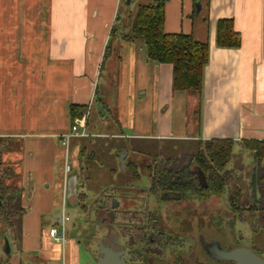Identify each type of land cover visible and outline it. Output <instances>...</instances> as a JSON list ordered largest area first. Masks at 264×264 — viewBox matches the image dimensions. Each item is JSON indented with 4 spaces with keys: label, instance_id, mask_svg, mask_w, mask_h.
<instances>
[{
    "label": "crops",
    "instance_id": "crops-1",
    "mask_svg": "<svg viewBox=\"0 0 264 264\" xmlns=\"http://www.w3.org/2000/svg\"><path fill=\"white\" fill-rule=\"evenodd\" d=\"M120 1L0 0V139L14 142L20 154L24 209L17 228H9L5 221L0 225V264H94V256L100 257L98 246L94 252L78 238L56 243L48 235L50 228H61L62 219L69 217L63 208L69 189L88 198L84 191L89 178L82 176L75 161L76 155H86L85 150L70 151L76 137L66 145L62 141L71 126L92 111L109 116L120 128L102 137L111 148L98 165L108 167L116 189L132 192L140 181L134 182L126 165L121 169L119 156L127 152L125 164L133 153L135 160L129 163L138 173V157L143 156L136 150L139 143L175 144L180 152L190 142L193 152L199 142L212 139L232 140L234 150L244 142L264 141V0L166 1L164 32L192 35L209 45L201 94L172 90V66L148 60L143 41L126 42L116 36L112 42L109 32ZM86 5L89 11L83 10ZM90 12L93 18L85 20ZM223 19L232 20L240 34L237 49L216 47L215 24ZM105 73L118 83L111 89L119 101L117 108L105 97L96 98ZM71 105L86 107V114L73 124L68 116ZM87 127L86 122L84 133ZM87 157L91 163L96 155ZM126 171L130 172L126 179L118 175ZM149 187L136 189L143 210L150 204ZM107 189L94 204L106 197L113 201ZM158 202L165 218L167 209L161 204L165 201ZM139 208L122 211L133 214ZM219 210L220 221L234 218L228 207ZM67 222L63 225L69 234Z\"/></svg>",
    "mask_w": 264,
    "mask_h": 264
},
{
    "label": "rangeland",
    "instance_id": "rangeland-1",
    "mask_svg": "<svg viewBox=\"0 0 264 264\" xmlns=\"http://www.w3.org/2000/svg\"><path fill=\"white\" fill-rule=\"evenodd\" d=\"M125 1L126 0H122V2L120 3V9L118 10L119 18L123 19L120 25H129L128 17L132 13L125 8ZM151 1L152 0H136V2L132 5L135 7L138 4H147ZM83 10L89 11L88 5L84 6ZM92 18L93 12H90V17H86L85 20H91ZM119 23L120 22H116V25H118ZM111 38L112 42L116 40V36H113ZM115 85H118V83L113 80V76L106 73L102 75L98 83L96 98L102 99L105 97L106 100H109V102L117 108L119 106V101L114 98L116 93L111 92L112 87ZM84 120L88 123L87 130L83 137L74 138L72 140L70 151H73V149H78V147H81L82 151L85 150L86 155H76L75 161L77 168H79V171L82 170V176L85 178H89V180L87 179L86 181L87 185L84 191L88 195V198L86 199L84 197L83 201L80 202V204L86 205V208L84 209H82L80 206V209L77 207V204H75V196L69 197L67 199V204H65L63 208L66 211V214L69 216L68 218H71V221L67 222L69 234L67 233L66 237L78 238L82 241V244L89 245L91 248L90 250L94 252H96L97 246L99 250V243L97 244V242H102L106 246H108V244H113V248L116 250L118 249V246L113 243L115 237L117 236L118 238V236H120L118 234L122 233V231L127 230V233L128 231H131V228H133L132 221L136 218L135 215L137 216L139 213H141L139 214L140 217L143 218L144 216L145 218V211H152L153 213L159 215V212H157L158 210L156 211L155 209H158L160 207V204H157L158 200L153 198V196L149 197L150 204L147 208H145L144 210L143 208H139L141 206L142 198L137 195L136 189L145 190L149 187L150 184V180L148 177L150 172L146 167H153L154 161L160 158H173L176 157L177 154L190 153L191 144L190 142H187L185 146H181L179 152V146L175 144H164L162 142H155L153 144L139 143V146L136 148V150L143 154V156L138 157V161L140 163L138 171L141 177L140 182L134 187V192H132L131 190L116 189L115 186L117 184L116 182H114V177L111 176L109 172H107L108 167H103L98 164L100 161L105 160V158L109 155L108 150L111 148L106 144L107 142H105L102 137L104 135L109 136L110 134L117 133L120 131V128L119 126H116L112 123V119L109 116H99L96 111L90 112L87 115V119L85 118ZM126 132L129 133L128 131ZM239 148L240 149L238 150L233 149L230 161L225 168L227 173L231 174V181L228 184V188L225 191L224 196L222 195L223 197L221 196V198L220 196H211L205 201L198 200V214L200 213L203 215H198V230H200L202 227H206V223L204 222L205 219L211 220L213 222L212 225H214L216 228H219L223 232L226 231L231 233L235 238H237V240L243 247H253L254 249H256V252H259V255L264 258V222L261 223L257 220V218L262 217L261 214L243 211L241 219L239 218V216L234 214V218L232 219V227L229 226L226 221H220L217 216L220 215V207H228L226 202L227 194L231 192V190H233L235 187L240 188L242 199L248 200L250 204H253L254 201L258 200V198L260 197L259 195H257V193H253V187L251 185L255 172L256 174H258L260 169H264V158L261 160H256V158H254V153L249 151V148L247 146L240 145ZM195 149L193 150V152L195 151ZM0 150L2 153L0 162V179H2V181L6 185L11 184L10 186L12 188L14 187L20 189V186H22L21 167L18 161L20 154L18 155L15 143L11 142L9 144L8 141L2 140L0 141ZM64 151L66 155V153H68V151L66 152V148L64 149ZM94 153L96 157L93 162L89 163L87 161V156L89 155L90 157ZM100 156H103L102 159ZM68 159V164L71 167V171L73 172L74 165L73 163H71L70 158ZM134 160L135 155L133 153H130V155L128 156V162ZM9 170L12 175L10 177L11 179L7 180V175L8 173L10 174ZM118 175H124L123 179H126L127 177H129L130 172L126 171V173L124 172L123 174ZM2 181L0 183H2ZM103 188H108L107 191H109L110 194H113L111 195V197H113V201L112 199L108 201L105 200L104 205H102L101 207L104 208V206L107 205L109 206V208H111L112 203L116 209L118 208L117 211L119 213L116 215V218H114L115 223L113 222V215L110 211L107 212L106 210L100 209L95 210L93 207L94 201L100 198L102 199V195L100 194ZM127 196H129V198H127ZM191 200L192 199L189 200L190 203L188 202L185 205L194 207V201L191 202ZM161 204L163 206L164 202H161ZM173 204L175 203L167 202V211L165 213V216H168L172 222L183 218V211L178 215H174L176 214L174 210L176 208L173 206ZM176 204L178 205V202ZM127 207H130L134 211H137L139 208L140 212L135 215L129 214V216H127V214L122 211ZM164 207L166 208V206ZM152 208L154 210H152ZM105 219H107L106 222L104 221ZM2 221L5 220L0 217V225H2ZM122 221L125 223H122ZM12 222L14 228H17L16 220L12 219ZM99 223H102V226L99 225ZM134 226H136V224H134ZM260 226H262V228H260ZM123 227L126 230L123 229ZM256 228H260L261 230V232L259 231L261 239L259 238L260 240L258 239L257 241L251 239V234L255 233ZM201 235H203L207 239L212 237L211 234L206 235L205 231H203ZM119 238L121 242L124 243L123 237L120 236ZM13 241L14 243H17L15 237L13 238ZM83 257L84 256H82V260H84Z\"/></svg>",
    "mask_w": 264,
    "mask_h": 264
},
{
    "label": "trees",
    "instance_id": "trees-1",
    "mask_svg": "<svg viewBox=\"0 0 264 264\" xmlns=\"http://www.w3.org/2000/svg\"><path fill=\"white\" fill-rule=\"evenodd\" d=\"M166 1L152 0L147 4H138L135 7L133 5L129 8L125 6L127 10L132 12L128 17L129 25H120L123 19L119 18L118 11L109 36H121L126 42L143 41L148 60L156 64L172 66V90L194 91L201 94L203 71L209 59V45L207 42L197 41L192 35L164 32ZM116 22L120 23L116 25ZM215 44L216 47L223 49L240 47L241 37L239 33L235 32L232 20H217ZM104 112L106 113L105 110ZM85 114L86 107L84 106L71 105L68 107L71 124ZM234 145L235 142L232 140L212 139L199 142L194 152L155 160L153 167H146L150 172L148 194L158 196L164 201L167 200L162 199V195L165 194L172 195L170 198L181 196L183 199L192 197L203 201L211 196H220L221 198L231 181V174L227 173L225 168L230 161ZM242 145L247 146L248 150L254 153L256 160L264 158V141H248ZM1 154L0 150V162ZM125 165L127 170L131 172L134 182H139L141 177L136 172V165L134 166L129 162H126ZM11 175V172L8 173L7 180L11 179ZM0 180L2 181V179ZM10 185H6L3 181L0 183V217L5 220L9 228L13 225L12 219L17 222L24 212L20 206L21 189L14 187L13 189ZM251 186L253 193L260 196L253 204L242 199L239 187H235L227 194L229 210L239 216L240 219L243 211L264 216V169H260L258 174L255 172ZM76 196V200L79 202H82L83 198L86 197L82 193H77ZM109 199L111 198L106 197L105 200L108 201ZM105 200L96 202L94 204L95 209L112 211L107 205L104 208L101 207ZM79 205L82 209L86 208V205L80 203ZM111 213L117 215V212ZM125 214L129 216L131 213L125 212ZM232 223L233 220L229 224L232 226Z\"/></svg>",
    "mask_w": 264,
    "mask_h": 264
},
{
    "label": "flooded vegetation",
    "instance_id": "flooded-vegetation-1",
    "mask_svg": "<svg viewBox=\"0 0 264 264\" xmlns=\"http://www.w3.org/2000/svg\"><path fill=\"white\" fill-rule=\"evenodd\" d=\"M153 198L160 199L158 196H153ZM163 199H167L164 204L166 209L167 202L175 203L173 204L176 208L174 209L176 212L174 215H178L183 211V218L172 222L168 216L164 218L160 207L155 209L156 211L158 210L159 215L152 211H145L146 217L144 218L143 216L142 218L139 215L141 214L139 213L140 211L133 213L132 215L139 214L135 215L136 218L132 221L133 228H131V231L127 233V230L123 227L126 231L118 234L124 240V243H122L120 236H118V242L121 246L120 250L123 253L122 257L126 264H236L234 261H218L210 257V247L212 244L218 243L217 240L222 244L224 243V248H228V250L251 249L257 256H260L259 252H256L253 247H243L239 241L235 242V238L231 233L226 234L227 232L216 228L212 225L213 222L211 220L205 219L206 227L204 226L205 228L202 227L198 230V215L203 216L200 213L198 214V198L188 197L183 199L181 196H175V198L173 196L172 198ZM190 199H192L191 202L194 201V207L185 205ZM177 202L178 205L176 204ZM111 210L110 212L114 211L118 214V209L113 205H111ZM152 210L154 209L152 208ZM112 215L114 222L116 214L112 213ZM263 217L262 215L257 220L262 223L264 222ZM104 221L106 222L107 219ZM230 221L228 220V224ZM122 223L125 222L122 221ZM229 226L231 225L229 224ZM260 228H256L255 233L251 234V239L255 241L259 238L261 239ZM203 231L206 232V235L211 234L212 237L207 239L201 235Z\"/></svg>",
    "mask_w": 264,
    "mask_h": 264
},
{
    "label": "water",
    "instance_id": "water-1",
    "mask_svg": "<svg viewBox=\"0 0 264 264\" xmlns=\"http://www.w3.org/2000/svg\"><path fill=\"white\" fill-rule=\"evenodd\" d=\"M135 1L136 0H126L125 6L129 8ZM126 156L127 152H123V154L119 156L121 169L125 168L124 162ZM71 190L69 189L68 198L77 195ZM165 195L166 197H170V194ZM112 209L114 208L112 207ZM113 243L118 246V249H116L117 251L113 248V244L106 246L102 242H99L100 257L95 258L94 264H126L122 257L123 253L120 250L121 246L118 242V238L115 237ZM5 250L6 253L9 254L10 248L7 239H5ZM210 257L218 261H234L236 264H264V260L258 257L251 249L240 248L225 250L221 248L218 243H214L210 247Z\"/></svg>",
    "mask_w": 264,
    "mask_h": 264
},
{
    "label": "built area",
    "instance_id": "built-area-1",
    "mask_svg": "<svg viewBox=\"0 0 264 264\" xmlns=\"http://www.w3.org/2000/svg\"><path fill=\"white\" fill-rule=\"evenodd\" d=\"M85 126H86V122H85L84 119L77 121L76 124L71 126L69 133L65 137H63L64 138L63 145H66L68 143V139L71 138V137H76V138L83 137L84 134H85L84 131H83ZM68 171H70L69 167H67V172ZM67 221H68V218L64 217L62 219L61 228L53 227V228H50L48 230V235L54 242L62 243V242L65 241V239H66V230L64 228L63 222H67Z\"/></svg>",
    "mask_w": 264,
    "mask_h": 264
}]
</instances>
